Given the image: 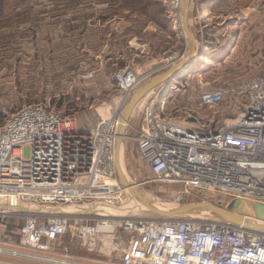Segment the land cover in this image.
Listing matches in <instances>:
<instances>
[{
	"label": "built area",
	"instance_id": "1",
	"mask_svg": "<svg viewBox=\"0 0 264 264\" xmlns=\"http://www.w3.org/2000/svg\"><path fill=\"white\" fill-rule=\"evenodd\" d=\"M175 60L166 58L143 76L130 70L115 75L122 97L92 130L45 104L4 113L0 200L17 216L22 211L16 206L38 211L26 215L15 234L28 250L0 246V258L14 259L0 264H67L70 247L60 240L69 233L90 252L108 239L120 264H264V232L221 220L103 216L102 210H123L129 198L114 167L121 110L144 80ZM229 97L238 112L224 126L199 118L194 104L172 116L163 101L157 107L141 102L134 142L149 182L179 185L183 196L195 192L264 204V71L235 89L203 91L196 106L216 107ZM57 248L63 261L46 257Z\"/></svg>",
	"mask_w": 264,
	"mask_h": 264
},
{
	"label": "rangeland",
	"instance_id": "2",
	"mask_svg": "<svg viewBox=\"0 0 264 264\" xmlns=\"http://www.w3.org/2000/svg\"><path fill=\"white\" fill-rule=\"evenodd\" d=\"M184 2L141 0L135 3L138 8L131 4L132 9H126L122 0H0V123L5 112L45 104L56 112L73 114L79 127L92 130L101 119L109 118L122 97L115 75L130 70L143 76L145 71L158 69L166 58H175L169 68L144 80L121 110L122 115L132 97L151 80L181 66L169 83L158 85L136 105L123 138H117L118 182L117 162L125 184L127 180L132 189L137 185L136 190L155 210L197 202L228 207L235 200L195 192L183 196L179 185L149 182L151 175L134 137L144 100L154 101L156 107L165 102L166 113L172 116L194 104V112L203 120L219 126L234 121L238 111L230 97L212 108L196 104L207 89H235L263 73L264 0H190L185 18ZM126 191L129 198L123 210L103 213L150 221L220 220L208 212L173 217L148 213L132 197L130 187ZM19 209L15 211H22V216L14 215L0 200V246L25 252L28 249L15 234L25 216L36 209L24 205ZM60 244L70 247L67 264H120L108 248V239L93 252L70 233ZM46 257L63 261L60 248Z\"/></svg>",
	"mask_w": 264,
	"mask_h": 264
},
{
	"label": "water",
	"instance_id": "3",
	"mask_svg": "<svg viewBox=\"0 0 264 264\" xmlns=\"http://www.w3.org/2000/svg\"><path fill=\"white\" fill-rule=\"evenodd\" d=\"M189 1L190 0H185L184 2V6H183L184 18L187 16L189 10ZM186 34L188 36V40L191 46V54H193V48H192L193 42L192 39L190 38V34L187 28H186ZM180 69L181 66L171 69L170 71H167L161 76L154 78L132 97V99L126 106L124 112L122 113L118 123L119 124L118 129L121 131L120 132L121 139L123 138V133L125 131V126L127 124V121L131 113L133 112L134 108L136 107V105L146 95H148L151 91H153V89L156 88L158 85L163 84L167 82L169 79H171L175 74H177V72ZM117 156H118L117 150L115 148L116 160H117ZM116 169L118 172L121 186L124 189H127L129 186L125 184V181L122 179L117 164H116ZM136 187H137L136 185H133V189L131 192L132 197L134 196L135 198L134 197L133 198L136 199L138 202H141L142 204L148 206L149 205L148 201L136 190ZM201 212L211 213L214 217L243 229L264 232V204L253 203L249 201L235 200L228 207H226V209L218 208L206 202H197V203L185 204L176 208L175 210L167 211V212L157 211L152 208H149L148 211V213L156 214L161 217L187 216Z\"/></svg>",
	"mask_w": 264,
	"mask_h": 264
},
{
	"label": "bare ground",
	"instance_id": "4",
	"mask_svg": "<svg viewBox=\"0 0 264 264\" xmlns=\"http://www.w3.org/2000/svg\"><path fill=\"white\" fill-rule=\"evenodd\" d=\"M137 107V106H136ZM136 109V108H135ZM119 125V124H118ZM119 136H117V138H118ZM118 142V139H116V141H115V147H116V143ZM118 145V144H117ZM118 150V149H117ZM118 152V151H117ZM116 161V160H115ZM116 163V162H115ZM117 164H118V162H117ZM122 172V171H121ZM120 172V173H121ZM123 173V172H122ZM122 177H123V175H122ZM125 178V177H124ZM126 184L130 187V189L132 190V186L129 184V182L126 180ZM128 189V188H127ZM126 190V189H125ZM140 203V204H139ZM149 203V205L147 206V205H144V204H142L141 202H138V205L141 207V208H144V211H149V208H152V209H154L153 208V206L151 205V203L150 202H148ZM155 206V205H154ZM157 207V206H156ZM19 209L20 208V206H16V207H14L13 209L14 210H16V209ZM145 208H147L148 210H145ZM157 208H159V207H157ZM23 209V208H22ZM31 209H36L35 211H38V209L37 208H31ZM20 210V209H19ZM175 210V209H174ZM7 211V210H6ZM32 211H34V210H32ZM104 211V210H103ZM115 211H117V210H115ZM157 211H160V210H157ZM167 211H172L171 209H168V210H164V211H162V212H167ZM66 213H70L69 211H65ZM117 212H119V211H117ZM103 216H107V217H116V218H123L124 217V215H120V216H114V215H109V214H104L103 213ZM60 264V263H59Z\"/></svg>",
	"mask_w": 264,
	"mask_h": 264
},
{
	"label": "trees",
	"instance_id": "5",
	"mask_svg": "<svg viewBox=\"0 0 264 264\" xmlns=\"http://www.w3.org/2000/svg\"><path fill=\"white\" fill-rule=\"evenodd\" d=\"M137 1H141V0H122V3L124 5V8H126V9H132L131 4H133V8H135V7L138 8V6L135 4ZM122 67H123V64H120V68H122ZM223 209H226V208H223Z\"/></svg>",
	"mask_w": 264,
	"mask_h": 264
},
{
	"label": "crops",
	"instance_id": "6",
	"mask_svg": "<svg viewBox=\"0 0 264 264\" xmlns=\"http://www.w3.org/2000/svg\"><path fill=\"white\" fill-rule=\"evenodd\" d=\"M152 71V70H151ZM151 71H145L144 72V74H142V75H145V74H147V73H149V72H151ZM169 81V80H168ZM167 83H169V82H166L165 84H167ZM156 89V88H155ZM154 89V90H155ZM152 92V91H151ZM135 109V108H134ZM132 114V113H131ZM130 118V117H129ZM128 121H129V119H128ZM127 121V122H128ZM138 125H139V123H138ZM138 127V126H137ZM119 134V133H118ZM125 134V133H124ZM120 135V134H119ZM119 138H120V136H119ZM117 144V143H116ZM116 148V150L118 149V146L117 147H115ZM136 149H137V147H136ZM138 152V151H137ZM140 156V155H139ZM141 158V157H140ZM141 160H142V158H141ZM143 161V160H142ZM143 163L145 164V162L143 161ZM146 165V164H145ZM149 171V170H148Z\"/></svg>",
	"mask_w": 264,
	"mask_h": 264
}]
</instances>
